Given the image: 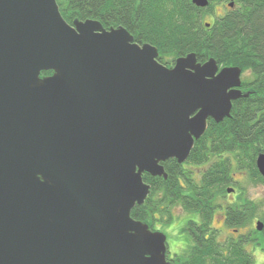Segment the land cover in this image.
Segmentation results:
<instances>
[{
	"label": "water",
	"instance_id": "water-1",
	"mask_svg": "<svg viewBox=\"0 0 264 264\" xmlns=\"http://www.w3.org/2000/svg\"><path fill=\"white\" fill-rule=\"evenodd\" d=\"M158 57L57 0H0V264H168L167 235L131 215L143 175L167 178L231 116L242 70Z\"/></svg>",
	"mask_w": 264,
	"mask_h": 264
},
{
	"label": "trees",
	"instance_id": "trees-1",
	"mask_svg": "<svg viewBox=\"0 0 264 264\" xmlns=\"http://www.w3.org/2000/svg\"><path fill=\"white\" fill-rule=\"evenodd\" d=\"M57 2L68 23L94 19L106 29L125 27L135 42L155 46L159 60L175 62L196 53L200 62L214 58L220 68L236 66L256 78H264V0H209L205 8L196 6L192 0ZM217 4L224 5L223 14L216 13ZM261 91L236 101L231 116L222 122L209 119L205 134L195 142L184 164L175 159L163 163L167 178L143 175L144 181L151 185V192L144 204L132 210L134 219L153 228L158 222H171L177 207L198 216V229L193 220L185 227V231L197 238L195 245L183 255L181 264H252L247 250L242 263L238 252L235 261L231 255L227 259L211 225L218 201L232 183L233 171L245 170L249 179L264 180L256 166L257 156L264 152V92ZM260 207L261 204L244 193V219L239 224H250ZM262 210L260 218L264 221ZM228 224L237 226L231 217Z\"/></svg>",
	"mask_w": 264,
	"mask_h": 264
},
{
	"label": "flooded vegetation",
	"instance_id": "flooded-vegetation-1",
	"mask_svg": "<svg viewBox=\"0 0 264 264\" xmlns=\"http://www.w3.org/2000/svg\"><path fill=\"white\" fill-rule=\"evenodd\" d=\"M224 6L223 4H221ZM227 7V6H226ZM228 8V7H227ZM225 10V8H224ZM225 12V11H224ZM159 60V57H158ZM159 60V62L169 68L174 67L175 62H168V61H162ZM246 75L251 76V78L245 79L244 77ZM239 90L243 93V97L233 101V104L242 99V98H249L250 96L254 95L256 92H260L261 90L264 92V78H256L252 75V73L248 71H242L241 72V86L238 87ZM261 91V92H262ZM233 108V107H232ZM264 152L259 153L262 154ZM259 155L256 158V166L258 169L257 165V159ZM187 161V160H186ZM185 161V162H186ZM184 162V163H185ZM182 163V164H184ZM259 171V169H258ZM260 173V171H259ZM237 174H242L243 176H248L249 172L245 170H239V171H233L232 172V183L227 187L226 194L224 198H227V201L225 203H218V207L216 208L214 212V218L212 221L211 229L215 230L217 240L219 242V245L223 247V253L226 254L227 259H229V256L231 255L232 261H235L236 257L235 254L236 252L239 253L240 258L239 262H243V257L244 252L247 250L249 254L252 256V264H254V253L253 252H264V228L263 230H258L257 229V222L260 220L259 218H255L256 220V229H253L252 231L247 233V226L243 223L239 224V221L244 219V212H243V198H244V193L245 189L240 188V186L237 185L240 180H236L235 175ZM260 175L264 178V176L260 173ZM260 181L264 180L259 179ZM236 184V185H235ZM235 185V186H234ZM234 186V187H230ZM228 188H233V192H228ZM232 197V200L230 198ZM255 202V201H254ZM220 212V219L218 222L220 223V226H215L214 225V220L216 218L217 212ZM235 211H238L236 214ZM231 217V220L233 222H236L237 226H231L228 224V221ZM193 220L195 225V228L198 229L199 227V219L198 218H193L189 219ZM263 221V220H261ZM264 222V221H263ZM159 223V222H158ZM188 224V223H187ZM187 227V226H186ZM151 230L153 231H161V229H158L156 226L155 227H150ZM188 232V231H187ZM188 234H190L188 232ZM197 236L194 235H189V242H186L184 248L182 249L181 252H178L177 254L170 255V252L168 250V242H167V261L168 264H181V260L184 254L187 253V250L190 248L191 245H195V242ZM206 238H209V235H206ZM177 255V259H176ZM213 264V263H212Z\"/></svg>",
	"mask_w": 264,
	"mask_h": 264
},
{
	"label": "rangeland",
	"instance_id": "rangeland-1",
	"mask_svg": "<svg viewBox=\"0 0 264 264\" xmlns=\"http://www.w3.org/2000/svg\"><path fill=\"white\" fill-rule=\"evenodd\" d=\"M224 6L221 4H217L215 7V11L218 14L224 13ZM209 18V17H208ZM245 79H250L251 76L246 75L244 77ZM236 180H240L239 183H237L240 188L245 189L246 195L249 196L250 199L255 201L257 204H261L260 212L256 215L257 218L262 220L260 217L263 214V208H264V183L263 181H260L259 179L253 180L249 179V177L243 176L242 174L235 175ZM236 185V184H235ZM234 185V186H235ZM230 186V187H234ZM232 200V197L230 198ZM227 201V198H221L218 202L219 203H225ZM220 212H217L216 218L214 220L215 226H220V223L218 220L220 219ZM174 219L169 223H157L156 227L158 229H161L166 235H167V242H168V250L170 252V255L177 254L178 252H181L184 248L186 242H189V235L187 231H185V227L187 226V223L189 219L198 218L196 213L192 212H186L181 207H177L174 210ZM255 217V218H256ZM255 218L253 221L246 225L247 233L252 231L253 229H256V220ZM254 254V264H264V252H253Z\"/></svg>",
	"mask_w": 264,
	"mask_h": 264
}]
</instances>
